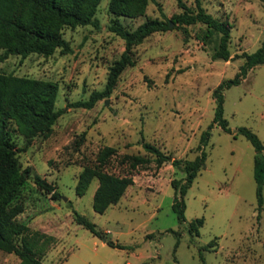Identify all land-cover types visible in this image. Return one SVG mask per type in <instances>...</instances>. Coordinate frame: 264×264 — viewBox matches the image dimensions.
I'll use <instances>...</instances> for the list:
<instances>
[{"label":"rangeland","instance_id":"rangeland-1","mask_svg":"<svg viewBox=\"0 0 264 264\" xmlns=\"http://www.w3.org/2000/svg\"><path fill=\"white\" fill-rule=\"evenodd\" d=\"M183 1L196 10L195 0ZM108 4L100 0L97 7L99 27H63L70 51L57 47L47 56L9 54L0 60V71L55 81V106H65L46 137L36 135L25 145L24 137L12 131L20 164L29 168L16 198L24 206L17 219L27 224L29 237L38 235L36 257L44 264H264V184L259 205L255 149L237 132L247 126L264 143V61L223 90V116L231 132L217 123L210 128L203 145L205 165L184 195V222L172 208L171 184L184 172L170 160L157 165L155 155L142 146L149 141L172 157L198 153L199 137L215 111L212 90L238 72L245 61L242 52L254 51L264 40V0H200L206 11L230 24L233 57L228 60L211 58L218 33L203 38L205 24L172 23L133 46L135 63L122 70L109 95L92 107L71 106L104 88L109 66L125 47L124 39L108 28L113 16ZM182 10L178 0H148L144 13L118 17L134 29L146 19H169ZM106 145L116 152L104 169L132 173L133 183L116 203L98 212L92 206L97 177L81 195L75 186L80 171L95 164ZM126 153L149 160L131 168L128 160L121 161ZM34 174L50 182L59 196L39 187ZM73 209L94 222L102 236L76 222ZM195 217H203L197 234L187 229ZM208 242L201 258L200 247ZM19 262L15 252L0 249V264Z\"/></svg>","mask_w":264,"mask_h":264},{"label":"trees","instance_id":"trees-1","mask_svg":"<svg viewBox=\"0 0 264 264\" xmlns=\"http://www.w3.org/2000/svg\"><path fill=\"white\" fill-rule=\"evenodd\" d=\"M148 0H109L108 10L112 13L108 28L124 39L125 47L120 56L109 66L105 86L101 90H93L87 99H80L70 103L71 106L92 107L94 103L110 94L116 85L118 76L127 65H133V46L143 40L150 33L166 30L170 22L175 25L193 24L201 22L206 26L203 38L218 33V42L211 52L212 59L228 60L233 57L228 48L230 40V24L227 20L206 11L200 0H195L196 10L190 9L183 0H178L182 11L172 14L169 19L149 18L134 29L128 28L119 15L137 16L144 13ZM100 0H0V60L9 54L26 56L36 52L44 56L52 54L57 47L63 52L71 50L69 41L63 36L65 26L92 24L99 27V20L95 16ZM245 61L240 69L229 79H222L212 90L215 98V111L209 127L202 131L199 143L196 145L198 153L193 158L172 157L157 145L149 141H142L143 148L153 153L157 165L170 160L179 167L184 176L172 178L174 197L172 208L177 213L180 222L185 221L184 195L198 172L204 167L207 152L203 145L208 142L210 128L217 123L225 131L231 132L227 119L223 116V90L236 84L252 66L264 61V40L252 52H242ZM58 85L55 81L36 78L28 75H18L12 72L0 71V249L15 252L20 257L19 264H44L35 255V244L38 235L31 238L27 235V224L19 221L17 215L23 211V203L17 200L18 192L29 176V168L22 167L16 153V141L12 131L22 135L25 145L34 136L49 135L53 123L65 111L64 107H56ZM237 132L243 134L253 145L254 178L259 205L262 202V185L264 184V143L256 132L247 126H239ZM116 148L106 145L96 156V163L86 165L80 171L75 190L78 195L83 194L93 177H97L98 184L93 193L92 206L94 210L103 212L109 205L116 203L133 183L132 173L115 174L104 169ZM128 160L131 168L146 163L149 159L140 154H124L121 161ZM34 182L52 197L59 193L54 186L34 174ZM76 222L87 227L91 232L102 236V232L95 227L94 222L84 214L73 209ZM203 223V217H195L188 221L187 229L190 233H198V227ZM32 235V234H31ZM30 235V236H31ZM20 238V242L18 240ZM113 246H121L117 242L105 239ZM200 247L199 254L203 258Z\"/></svg>","mask_w":264,"mask_h":264},{"label":"water","instance_id":"water-1","mask_svg":"<svg viewBox=\"0 0 264 264\" xmlns=\"http://www.w3.org/2000/svg\"><path fill=\"white\" fill-rule=\"evenodd\" d=\"M169 24H170V26H171L172 22H170ZM105 102H107V99H105ZM104 240H105V239H104Z\"/></svg>","mask_w":264,"mask_h":264}]
</instances>
